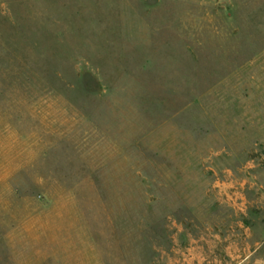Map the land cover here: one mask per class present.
<instances>
[{"label": "rangeland", "instance_id": "rangeland-1", "mask_svg": "<svg viewBox=\"0 0 264 264\" xmlns=\"http://www.w3.org/2000/svg\"><path fill=\"white\" fill-rule=\"evenodd\" d=\"M0 264H264V0H0Z\"/></svg>", "mask_w": 264, "mask_h": 264}]
</instances>
